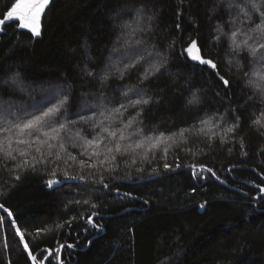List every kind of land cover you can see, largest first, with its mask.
Masks as SVG:
<instances>
[{"label": "trees", "instance_id": "1", "mask_svg": "<svg viewBox=\"0 0 264 264\" xmlns=\"http://www.w3.org/2000/svg\"><path fill=\"white\" fill-rule=\"evenodd\" d=\"M13 2L0 0V13ZM188 2L184 0L179 32L174 28L178 0H50L41 15L39 36L18 27V21L6 23L0 33V117L14 126L57 104L63 93L72 94L74 100L60 117L66 123L60 133L66 152L60 154L67 159L71 153L77 159L57 162L55 178L62 184L49 189L45 181L53 177L44 170L45 165H37L36 172L30 168L9 171L15 163L39 156L36 145H19L12 152L16 161H5L0 152V192L5 193L0 203L13 211L17 226L25 233L22 242L0 211V216H5L0 228V264H32L24 242L37 256L36 264H264V194L259 191L264 187V97L248 85L250 79L264 85L259 80L264 76V62L247 51L231 52L230 40L224 37L215 40L218 25L230 33L232 28L247 30L248 23L261 21L254 15L252 22L240 17L230 24L220 0H195L190 11ZM213 9L218 15H211ZM181 37L184 42L197 39L217 61L230 87L225 89L212 70L187 58ZM173 41L174 47L169 49ZM157 53L167 56V71L141 84L140 76L157 63ZM140 55L146 58L142 67L123 79L111 77L103 87L98 79L90 82L82 74L86 64L101 73L115 72ZM17 73L21 83L12 85L10 78ZM136 87L153 97L140 117L136 116L139 107L128 106L129 98L138 97L133 92L129 97L122 95ZM197 91L206 93L203 105L186 108L190 93ZM120 104L127 110L116 113ZM75 113L89 117L88 123H67L79 120ZM234 115L240 117L239 128L224 136L223 128L234 123ZM220 117H224L222 122ZM257 118L260 122L253 124ZM202 120L209 123L202 124ZM129 121L134 122L126 128ZM104 129L117 131V137L122 130L126 137L119 140L122 152L113 153L114 161L112 154L104 151V143L99 148L85 143L105 137L112 146L117 137H108ZM182 129L186 130L183 136ZM160 133L171 139L153 147L146 138ZM222 136L226 143L221 144ZM241 137L247 155H242ZM140 141L143 146L136 148ZM49 142L58 145L61 141ZM164 148L167 155L162 159ZM19 150L28 155L21 157ZM42 151L47 155L46 146ZM93 151L100 155L90 162L104 161L100 172L109 189L94 184L97 177L78 163L89 161L88 153ZM177 161L180 168L164 172L165 162L175 167ZM191 164L197 165L199 175L195 178L186 167ZM201 164L212 168L216 176L200 173ZM109 167L115 171H106ZM137 168L144 171L137 172ZM153 168H158L159 174H153ZM65 170L69 175H84L85 180L65 181ZM16 172L21 176L18 182L13 179ZM129 174L132 179L123 178ZM112 185L121 194L132 196H117ZM85 199L89 205L72 203L65 209L69 201ZM91 203L97 208L92 209ZM91 212L98 214L95 222L104 226V231L98 232L80 219L82 213L86 217ZM71 216L77 218L71 229L67 225L57 228ZM38 228L49 231L37 237ZM61 244L75 247L60 248ZM48 250L52 253L43 261Z\"/></svg>", "mask_w": 264, "mask_h": 264}, {"label": "snow or ice", "instance_id": "2", "mask_svg": "<svg viewBox=\"0 0 264 264\" xmlns=\"http://www.w3.org/2000/svg\"><path fill=\"white\" fill-rule=\"evenodd\" d=\"M50 0H14L13 3H11L10 7L3 13H0V33H3L4 26L9 21H18V27L22 29H29L31 33L34 36L40 35V19L41 15L44 12L45 8L49 5ZM178 3L180 7L177 9L176 12V23L174 25V28L176 31H182L181 29V19L183 16V7H184V0H178ZM195 5V0H189L188 2V9L189 11L192 9V7ZM220 6L229 13L230 24H235L237 20L240 17H243V21L252 22L253 16L258 15L260 19L259 24L253 25V23L247 24V30L244 28H232L230 29V33H226L221 26H217V35L215 37V40L217 42L220 41L221 37H224L227 40H230L229 44V50L233 53L239 54L241 52L247 51L250 56L257 59L260 62H264V0H220ZM233 10H235V15H232ZM211 15L215 16L218 15V12L216 9H213V12ZM242 21V22H243ZM150 31V29H148ZM141 31H144V29H141ZM238 37H242V39L238 40ZM181 42L183 43L182 52L187 54V58L191 61L197 62L199 65L206 66L208 69L212 70L215 77L217 78L218 82L221 83V85L227 89L230 87V80L226 78L225 75L220 74V70L218 68L217 61L213 59L210 55H208L201 47V45L198 43L197 39L189 38L186 42L183 41V38L181 37ZM251 41V43H250ZM175 44V41L170 43L168 45L169 49H173ZM259 53V57L257 54ZM158 55V61L154 65L151 66L150 70H145L144 74L140 76V83L142 84L144 81L149 80L153 77H157L158 75H163L165 71H167L166 65L168 63L167 56ZM91 59V57H89ZM146 62V58L142 55H140L138 58L134 57L132 62L124 64L122 68H118L115 70V72L112 71H103L102 73L97 70H93L92 68H89L86 64L84 69L82 70V74L85 78H87L90 82L99 80V83L103 87L106 85L109 81V79L113 76H118L119 79H123L125 76L129 75L133 71H137L140 67L143 66V64ZM228 64H232L233 60L229 59L227 61ZM258 73L254 72L253 75H257ZM245 77H247L249 74L247 72L244 73ZM12 85H18L21 83L19 80V73L15 74L13 77L10 78ZM260 81H264V76L259 77ZM5 83H8L5 81ZM190 83V82H189ZM248 85L255 88L261 95V97H264V85H262L258 81L254 80H248ZM187 87V85H186ZM129 92H133V94L138 97L136 99L129 98V105L133 108L139 107V110L136 113L137 117H140L141 114L144 111V107L148 106L150 103L153 102V97L149 95L148 91L144 88L136 87L135 89H129L128 91H125L122 93L124 97H129ZM206 93H202L200 91L197 92H191L190 97L187 100V103L185 105L186 108H195L203 105L204 103V97ZM249 100H252L253 97H249ZM74 100V96L70 93H63L61 98L59 99L58 103L53 105L52 107H48L46 111L41 109L40 115H33L32 119L26 120L23 123L16 124L15 127L19 130L20 136H32L34 139H18V143L28 145L29 148H32L33 145H36L35 152L39 154V156H32L31 161L29 159H24L22 161H19L14 164L13 169H9V171H15L17 169L19 170H28L29 168L36 172L37 165H45V171L48 172V174L53 177L49 178L45 181L46 187L49 189H54V186L61 185L62 181L60 179H56L57 171L56 168L58 166L57 162L61 161L63 158L61 156V152H66L65 144L62 142L63 137L60 136V133L62 130H65L66 123L61 122L60 117L65 116V113L68 110V105L70 101ZM158 102V101H157ZM121 110L126 111L127 107L124 104H120L119 108L114 109L116 113H120ZM75 111V110H74ZM233 112H235V109H233ZM79 116V120H72L68 121L67 123L70 124H77V123H85L87 124L89 121V117L82 115L80 113H75ZM103 115V113H101ZM261 115H264V112L261 113ZM234 123L228 125L227 127L223 128L224 136H227L228 133H234L239 128V121L240 117L239 115H234L233 117ZM224 120V117H220V121L222 122ZM134 121H129L125 127H131L132 123ZM259 118L253 121V124H258ZM202 124H208L209 121L202 120ZM5 131H11V129H5ZM105 132L108 133V137H117V131H109L108 129H104ZM139 131V130H138ZM186 130L182 129L180 132V135L183 136ZM175 135V134H174ZM224 136L221 137V144L226 143L227 141L224 139ZM126 137L121 134L117 137V140L112 143V146H108V141L105 137H100L99 139L95 140H87L85 143L89 146L95 144L97 148H99V145L101 143H104V151L111 155V159L114 161L116 159V156L113 153H121L122 152V146L119 143V140H124ZM149 140V142L152 143L153 147H156L160 144L166 143L168 140L171 139V137H165L163 133H160L158 136H155L153 138H146ZM211 139V137H210ZM53 140H60L61 142L58 143V145H55L53 143H50L49 141ZM46 146L48 149L47 155H45L42 151V147ZM143 146V141L137 142L135 144L136 148H141ZM54 147H58L59 151L53 153L51 149ZM75 147V145H73ZM131 147V145L129 146ZM240 147L242 150V155H247L246 152L243 151L245 145L243 141V137L240 139ZM165 156L161 157L164 159L167 155V148L163 149ZM231 151V149H229ZM264 151V150H262ZM0 152L3 153L5 161L11 160L16 161V156L12 154V150L10 148V140H9V147L6 149L3 146H0ZM85 152L87 153V149H85ZM19 155L21 157H25L28 155V153L24 150H19ZM89 155V161L85 160H79L78 163L81 168L87 167L90 169L89 175L96 176L97 179L94 180V184L101 185L104 189H109L110 184L105 183V176L102 172H100V168L104 166V161L101 160L99 164L90 162L93 156H99V151H93L91 153H88ZM107 159V157H105ZM76 157L71 155V153L67 154V159H63V162L65 164L68 163V161L76 162ZM51 166L50 172L48 171V166ZM5 167H7V163L4 164ZM181 167V164L177 161L175 163V167L173 165L165 162L163 164V170L164 172H173L175 169H178ZM189 169H191V174L195 178L199 175V173L196 171L197 165L191 164L186 165ZM108 172L115 171L114 167H109L105 169ZM137 172H143V168H137ZM199 171L200 173H203L204 171H207L210 173L213 177L216 176V173L213 171L212 168L207 167L203 164L199 165ZM153 174H159L158 168L152 169ZM63 179L65 181L67 180H85L84 175H69V173L65 170L62 173ZM126 179H132L131 175L129 174L127 177H123ZM142 178V177H141ZM200 178H205L201 176ZM13 179L15 181H20L21 176L19 172H16V174L13 176ZM113 179H118V177H113ZM111 187L115 188L117 196L123 197H131V193H123L121 194L119 192V188L115 185H112ZM259 187V186H257ZM192 192H195L196 189H191ZM260 193L264 194V187L259 188ZM5 195V193L0 192V196ZM72 203H75L77 205L83 204V205H89L90 201L85 200H76V201H69V204L65 205V209L67 210L69 208V205ZM145 203H148V201H145ZM206 203V202H205ZM205 203H201L199 206L201 208L205 207ZM91 208L96 209L97 204L91 203ZM0 211L6 214L8 218V223L13 227L14 232L17 236H19L20 241H24L25 239V233L21 230L20 227L17 226V218L14 216L13 211L9 209V207L5 206V203H0ZM98 214L95 212L89 213L86 217L82 213L80 219L85 221V224L87 226H90L92 229H95L96 231H104V226L101 224H98L95 222L94 217ZM75 216L69 217L66 221H64L61 224L57 225V228H64L65 225L69 229H71L73 222L76 221ZM5 221V216H0V228L3 227ZM46 231H49L47 229L38 228L36 229V236L39 237L42 233H45ZM83 231L87 232L88 227H85ZM89 245L93 243L92 241H88ZM73 248L75 247L74 244H67V245H60V248ZM23 248L27 251L28 256L30 257L32 264H36L37 256L33 254V252L29 249V244L27 242L23 243ZM49 254H51V250H48ZM58 251V250H57ZM43 259H47V257H43Z\"/></svg>", "mask_w": 264, "mask_h": 264}, {"label": "rangeland", "instance_id": "3", "mask_svg": "<svg viewBox=\"0 0 264 264\" xmlns=\"http://www.w3.org/2000/svg\"><path fill=\"white\" fill-rule=\"evenodd\" d=\"M242 39V37H240ZM251 43V41H250ZM28 120V118H25ZM25 119H21L20 121H26ZM23 123V122H20ZM17 123V124H20ZM11 124L7 123V120L1 116L0 117V146H3L4 148L9 147V140H10V148L13 151H16L18 149V146L21 145L18 143V139H21V136L19 134V130ZM5 129H11V131H5Z\"/></svg>", "mask_w": 264, "mask_h": 264}, {"label": "water", "instance_id": "4", "mask_svg": "<svg viewBox=\"0 0 264 264\" xmlns=\"http://www.w3.org/2000/svg\"><path fill=\"white\" fill-rule=\"evenodd\" d=\"M192 62L198 64V63L195 62V61H192ZM51 253H52V251H51ZM49 255H50V254H49V251H48V254L46 255V257H48ZM43 261H45V259H44ZM38 264H42V263H38Z\"/></svg>", "mask_w": 264, "mask_h": 264}]
</instances>
